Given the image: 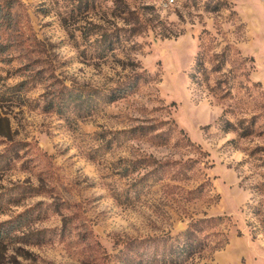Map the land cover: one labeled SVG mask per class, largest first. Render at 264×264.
Listing matches in <instances>:
<instances>
[{
  "label": "rangeland",
  "instance_id": "374dc122",
  "mask_svg": "<svg viewBox=\"0 0 264 264\" xmlns=\"http://www.w3.org/2000/svg\"><path fill=\"white\" fill-rule=\"evenodd\" d=\"M0 4V264H264V0Z\"/></svg>",
  "mask_w": 264,
  "mask_h": 264
},
{
  "label": "trees",
  "instance_id": "16d2710c",
  "mask_svg": "<svg viewBox=\"0 0 264 264\" xmlns=\"http://www.w3.org/2000/svg\"><path fill=\"white\" fill-rule=\"evenodd\" d=\"M4 12V7L0 4V18H1V14ZM1 23V21H0ZM129 90H132L131 87L128 88ZM121 93H117L116 95H120ZM60 104H58L59 106ZM198 229V228H197ZM189 233V236L190 234H192L190 231L188 232ZM204 247V245L202 244V241L195 237V238H192L191 241L187 242V244L185 245L184 247V251L187 252V253H191V252H199L200 250H202V248Z\"/></svg>",
  "mask_w": 264,
  "mask_h": 264
}]
</instances>
